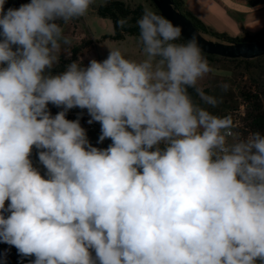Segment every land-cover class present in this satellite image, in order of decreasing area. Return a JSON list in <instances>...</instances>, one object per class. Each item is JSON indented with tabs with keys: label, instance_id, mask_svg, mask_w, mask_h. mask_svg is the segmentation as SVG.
<instances>
[{
	"label": "clouds",
	"instance_id": "obj_1",
	"mask_svg": "<svg viewBox=\"0 0 264 264\" xmlns=\"http://www.w3.org/2000/svg\"><path fill=\"white\" fill-rule=\"evenodd\" d=\"M5 3L0 243L34 257L29 264H264V134L230 143L231 118L194 103L190 88L217 103L198 86L211 69L196 36L176 43L181 28L145 10L143 60L116 49L53 74L71 44L63 25L93 0ZM49 103L63 110L52 116ZM73 108L100 123L106 149L66 119Z\"/></svg>",
	"mask_w": 264,
	"mask_h": 264
},
{
	"label": "rangeland",
	"instance_id": "obj_2",
	"mask_svg": "<svg viewBox=\"0 0 264 264\" xmlns=\"http://www.w3.org/2000/svg\"><path fill=\"white\" fill-rule=\"evenodd\" d=\"M6 1L8 4H5V10L10 7L19 8L21 4L30 2V0ZM106 1L107 0H93V3L83 16L73 19L69 23L63 25L64 34L71 39V44H62L59 63L56 64L53 69L58 70L62 68L64 71L68 64L77 60L81 62L82 66L87 67L92 59L102 62L108 57L110 50L116 49H119L122 55L129 60L139 62L142 58H145V54L143 56L142 53H139L140 39L138 36L128 39L124 43H117V40L109 38L104 39L105 36L113 35V24L112 21L107 18H100L96 14L95 8L98 5L104 4ZM253 1H256L258 3L257 5L264 4V0ZM121 2L130 8L141 5L144 12L145 10H150L152 12L158 11L151 0H121ZM182 9L185 10L183 6ZM200 33L206 39L212 41L236 43L228 41L226 38L216 37L209 33ZM263 34L264 27H261L260 30L255 32L242 30L235 36H228L230 38H236L237 40L254 39V41H256L261 38ZM88 42H91L90 46L87 49H82L81 46H84V44ZM176 43L182 42L177 40ZM64 49H67L70 55L64 52ZM202 56L208 61L211 70L198 81V86L203 89L206 95L215 97L217 103L215 106L205 104L198 96V102L196 104L206 108L213 115L221 118H231L233 122L232 131L234 135L229 138L230 143L235 139L246 138L251 133L250 129L247 127V121H245L244 116L246 110L250 108V105L244 100L241 94L245 92L249 94L259 93L258 99L264 106V95H261V93L264 92V55L252 60L225 59L205 54H202ZM224 84L228 85L227 90L222 87ZM48 110L52 116H55L63 109L49 103ZM66 119H79L80 124L85 129L87 138L92 146L100 149H106L112 143V141L107 138L103 142H99L101 125L99 122H93L92 124L88 123V120L91 119V117L88 115L87 109H70L66 114ZM38 152L39 149L33 147L30 159L33 163V167L36 168L40 174L44 176V178H47V170L40 163Z\"/></svg>",
	"mask_w": 264,
	"mask_h": 264
},
{
	"label": "trees",
	"instance_id": "obj_3",
	"mask_svg": "<svg viewBox=\"0 0 264 264\" xmlns=\"http://www.w3.org/2000/svg\"><path fill=\"white\" fill-rule=\"evenodd\" d=\"M173 2L174 8L177 11H180L193 25L202 33L204 34H212L216 37L226 38L228 41L231 42H253L254 39L249 40H237L236 38H230L225 33H220L205 23H203L198 17L192 14L189 11L182 9V1L181 0H171ZM238 3H243L250 6H255L258 3L253 0H235ZM96 14L100 18H107L112 21L113 24V35L105 36L104 39H112V40H122L125 36L129 37H139V27L137 21L142 17L144 14L143 7L138 5L136 7L130 8L126 6L123 2L118 0H107L104 4L98 5L95 8ZM159 14V12H155ZM124 20L126 21L123 27H120L119 21ZM264 36V34L262 35ZM261 36V37H262ZM182 43H185V40L180 37L179 39ZM91 42L85 43L84 46H81L82 49H87L90 46ZM79 50V49H78ZM76 52V51H75ZM74 52V53H75ZM203 54V53H202ZM52 73L59 74L63 71V69H52ZM189 94L191 95L194 103L198 102V95L196 94L194 89H188ZM264 95V92L261 93ZM241 96L244 100L250 105V108L246 110L245 113V121H247V127L250 129V133L259 131L261 134H264V106L258 99L259 93L249 94L247 92L242 93ZM41 151V149H39ZM45 171V170H44ZM9 202L6 201V207ZM8 213H5L7 216ZM92 255L95 256V252L92 251ZM34 257H21L18 254L17 249L14 246L8 245L6 243H0V264H29Z\"/></svg>",
	"mask_w": 264,
	"mask_h": 264
},
{
	"label": "crops",
	"instance_id": "obj_4",
	"mask_svg": "<svg viewBox=\"0 0 264 264\" xmlns=\"http://www.w3.org/2000/svg\"><path fill=\"white\" fill-rule=\"evenodd\" d=\"M181 1L183 8L186 11L191 12L207 26L220 33L235 36L242 30L255 32L260 30L261 27H264V4L250 6L238 3L235 0ZM5 4H8V2L6 1ZM132 38L133 37L127 36L124 39L117 41V43H124ZM139 53H142L144 56L143 45L141 42Z\"/></svg>",
	"mask_w": 264,
	"mask_h": 264
},
{
	"label": "water",
	"instance_id": "obj_5",
	"mask_svg": "<svg viewBox=\"0 0 264 264\" xmlns=\"http://www.w3.org/2000/svg\"><path fill=\"white\" fill-rule=\"evenodd\" d=\"M159 15L170 20L182 30L181 38L187 41L196 36L201 53L225 59L252 60L264 55V36L254 42L223 43L206 39L181 12L174 8L171 0H151ZM16 4V3H15Z\"/></svg>",
	"mask_w": 264,
	"mask_h": 264
},
{
	"label": "built area",
	"instance_id": "obj_6",
	"mask_svg": "<svg viewBox=\"0 0 264 264\" xmlns=\"http://www.w3.org/2000/svg\"><path fill=\"white\" fill-rule=\"evenodd\" d=\"M257 264H260V261H257Z\"/></svg>",
	"mask_w": 264,
	"mask_h": 264
}]
</instances>
